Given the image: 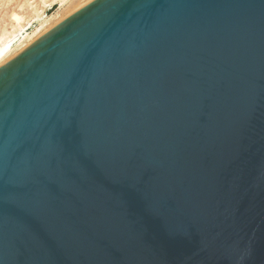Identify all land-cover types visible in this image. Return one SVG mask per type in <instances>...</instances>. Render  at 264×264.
<instances>
[{
	"label": "water",
	"instance_id": "water-1",
	"mask_svg": "<svg viewBox=\"0 0 264 264\" xmlns=\"http://www.w3.org/2000/svg\"><path fill=\"white\" fill-rule=\"evenodd\" d=\"M0 264H264V0H92L3 64Z\"/></svg>",
	"mask_w": 264,
	"mask_h": 264
},
{
	"label": "rangeland",
	"instance_id": "rangeland-1",
	"mask_svg": "<svg viewBox=\"0 0 264 264\" xmlns=\"http://www.w3.org/2000/svg\"><path fill=\"white\" fill-rule=\"evenodd\" d=\"M87 1L90 0H65L62 5L61 0H0V36L5 39L18 30L19 25H26L25 34L32 33L45 19L57 15L44 33L86 5Z\"/></svg>",
	"mask_w": 264,
	"mask_h": 264
},
{
	"label": "bare ground",
	"instance_id": "bare-ground-1",
	"mask_svg": "<svg viewBox=\"0 0 264 264\" xmlns=\"http://www.w3.org/2000/svg\"><path fill=\"white\" fill-rule=\"evenodd\" d=\"M91 1L92 0H90L89 2H91ZM64 2H65V0H61L62 5ZM88 3H86V4H88ZM56 18H57V15H54V16L50 17L49 19H45L40 24V27H38L32 33H26L25 34V32H23V31H24L26 25H19L20 26L19 29L16 31H13V33H11L9 36L5 37V39H2L3 37L0 36V67L3 64H5L6 62H8L10 59H12L14 56H16L18 54V52L24 50L25 48L30 46L33 42H35L39 37H41L43 34H45L47 31H45L43 33L44 29H46V27L48 25L52 24V20H54ZM57 21H58V19H57ZM19 41H20V43L17 44Z\"/></svg>",
	"mask_w": 264,
	"mask_h": 264
}]
</instances>
